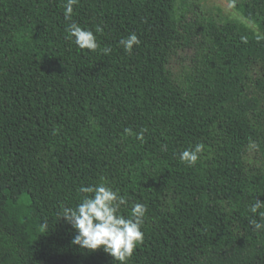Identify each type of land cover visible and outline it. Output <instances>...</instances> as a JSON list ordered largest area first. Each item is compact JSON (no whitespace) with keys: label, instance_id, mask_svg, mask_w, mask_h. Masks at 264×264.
<instances>
[{"label":"trees","instance_id":"trees-1","mask_svg":"<svg viewBox=\"0 0 264 264\" xmlns=\"http://www.w3.org/2000/svg\"><path fill=\"white\" fill-rule=\"evenodd\" d=\"M178 1L0 0V264H116L61 219L99 183L147 206L128 264H264V0H229L253 26Z\"/></svg>","mask_w":264,"mask_h":264},{"label":"clouds","instance_id":"clouds-1","mask_svg":"<svg viewBox=\"0 0 264 264\" xmlns=\"http://www.w3.org/2000/svg\"><path fill=\"white\" fill-rule=\"evenodd\" d=\"M78 0H67L64 6V18L71 20L74 5ZM67 39L72 41L80 50L95 52L99 48L96 35L92 30L82 28L73 22L66 28ZM140 40L135 33H131L119 41L125 53L130 54ZM111 49L105 47L103 54H110ZM143 139L142 135L139 137ZM205 150L203 143L183 150L179 154L180 162L189 167L196 165ZM80 202L74 207H62L61 219H65L76 231L72 243L88 251L102 249L114 258L116 264H128L136 247L143 243L142 226L147 213V206L135 203L131 206L129 216L120 214L121 206L128 204L125 195H120L104 183L95 186H81L78 190ZM91 194V195H88ZM264 209V201L256 199L249 211L253 214ZM260 220L252 219L250 223L254 231H264V211H259Z\"/></svg>","mask_w":264,"mask_h":264},{"label":"rangeland","instance_id":"rangeland-1","mask_svg":"<svg viewBox=\"0 0 264 264\" xmlns=\"http://www.w3.org/2000/svg\"><path fill=\"white\" fill-rule=\"evenodd\" d=\"M199 3V6L201 9H203L204 11L207 12H213V13H220V15L224 16H228V17H234V18H239L243 21H245V23L249 24L250 26L252 23H250L249 21H246L243 19V17L233 9L231 3L229 0H197ZM189 3H192L193 0H188ZM179 5H184V0H179L178 1Z\"/></svg>","mask_w":264,"mask_h":264}]
</instances>
